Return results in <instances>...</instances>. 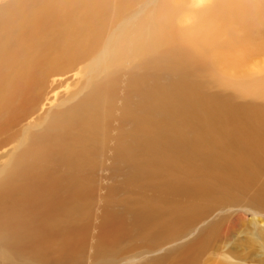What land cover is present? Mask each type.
I'll list each match as a JSON object with an SVG mask.
<instances>
[{
	"label": "rangeland",
	"instance_id": "rangeland-1",
	"mask_svg": "<svg viewBox=\"0 0 264 264\" xmlns=\"http://www.w3.org/2000/svg\"><path fill=\"white\" fill-rule=\"evenodd\" d=\"M10 1L0 0V7ZM204 8L198 0H31L19 8L14 21L0 34V183L16 165L26 173L19 179L22 184L37 181L36 175L44 170L55 176L58 165L40 157L39 134L55 136L81 111L76 107L82 100L92 101V124L78 142L89 148V154L82 167L71 174L87 188L81 198L87 212L78 220L75 233L77 250L68 253L78 264H142L157 256H166V264H264V208L237 192L239 201L235 203L196 200L205 213L174 238H146L147 231L136 223L144 206L142 199L157 195L159 174L166 169L163 159L185 160L195 149L179 142L163 143L152 150L159 161L152 166V177L139 182L133 178L134 167L127 158L134 165L137 160L122 154L134 140L135 125L142 124H138L141 112L134 110L145 96L138 92L141 82L146 86L144 92L158 83L159 73L173 65L169 56L182 53V59L193 67L176 73L174 84L157 85L165 91L174 89L172 123L183 124L188 137L223 138L240 132L230 128L220 111L214 116L221 120L208 119L211 100L193 107L180 103L183 98L192 101L196 93L227 96L238 107L256 109L257 116L264 113V18L250 36H245L226 10L230 23L223 29L225 36L234 41L244 39L249 48V54L232 66L210 48L189 46L179 39V32L191 26L194 12ZM261 10L264 14V2ZM168 20L175 32L170 40L158 32ZM153 61L162 66L156 79L151 77L152 70L144 68ZM21 78L25 88L13 96L11 88ZM263 117L257 122L263 123ZM246 124L240 122L237 127ZM205 156L212 159L211 154ZM208 157L190 164L201 165ZM62 175L66 177L64 170ZM7 195L0 194V200ZM128 197L140 205L138 210L125 207ZM190 200L178 193L166 197L167 203ZM67 221L75 220L69 217ZM210 225L215 226L214 231L205 232ZM203 230L206 242L199 249L170 257L169 251L202 236Z\"/></svg>",
	"mask_w": 264,
	"mask_h": 264
},
{
	"label": "bare ground",
	"instance_id": "bare-ground-1",
	"mask_svg": "<svg viewBox=\"0 0 264 264\" xmlns=\"http://www.w3.org/2000/svg\"><path fill=\"white\" fill-rule=\"evenodd\" d=\"M27 1L31 0H11L0 7V34L10 26L19 8ZM198 2L205 4L206 8L194 12L191 26L179 32L181 36L179 39L189 46L210 48L216 57L228 59L232 66L240 63L246 54H249V48L243 43L244 39L234 41L225 36L223 29L230 22L227 23L229 18H225L224 13L228 9L237 27L244 29L245 36H250L251 31L258 28L263 21L261 4L264 0H198ZM160 26L159 34L165 38L169 36L170 40L175 32L171 29L169 20ZM133 39L135 42V37ZM182 56V53H174L168 57L173 65L165 69L162 75L159 73V82L149 86L148 92H144L146 86L141 82V89H138V92L145 96L134 110L141 112L138 124L139 121H142V124L135 125L134 140L132 139L133 141L122 149L124 157L133 155L137 160L134 165V161L127 158L130 160V167H134L133 178L139 182L152 177V166L159 162L153 157V149L158 150L163 143L177 145L178 142L195 148L191 149L185 160L171 157L163 159L162 163L166 169L159 174L161 184L157 188V195L150 199H142L144 206L136 223L139 229L147 231L145 237L153 240L174 238L202 216L205 213L204 207L199 206L196 200L211 199L220 204L235 203L239 201L235 196L237 192L247 196L249 203L264 208V117L263 123L257 122V118L264 113L257 116L256 109L238 107L233 99L227 96L205 97L196 93L192 101L178 98L181 104L192 107L196 106L197 102L205 103L206 100H211L209 108L212 109L208 112L211 116L209 115L208 119L215 121L226 119L225 122L230 123L231 129L240 131L223 138L188 137L184 133L183 124L172 123L175 110L170 107L173 102L171 91L174 89L169 88L170 90L165 91L157 86L161 87V82L174 84L172 82H175L173 77L176 73L193 70L192 65L183 60ZM145 67L148 71L152 70L149 72L153 73L151 77L155 79L157 71L162 68L154 61L147 62ZM24 80L18 79L12 86L13 96L22 93L26 85ZM91 105L92 101L88 98L82 100L76 107L81 111L70 124L65 127L62 125V130L55 136L39 134L42 144L40 157L44 160L46 158L53 160L58 165V173L55 176L48 175L44 172L47 170H44L42 175H36L39 177L37 181L22 184L19 179L25 177L26 173L16 165L8 172L7 179L0 183V194H8L0 200V264H78V260L68 253L71 254V251L75 253L77 250L78 241L75 233L79 229L78 220L87 212L86 206L81 202L87 188L71 174L76 168L82 167L89 154V148L78 142L85 138L92 124L90 117L93 116L94 110L91 114ZM216 111L224 113L225 116L216 118L214 116ZM240 122L247 124L239 128L237 125ZM151 135L157 136L158 139H149ZM58 138L63 139L58 141L56 140ZM172 149L177 153L181 152ZM206 154H211L212 159L209 160L210 157L205 156ZM200 157L208 158L201 161V165L190 164ZM36 169L34 167V171ZM63 170L66 177L62 175ZM175 193L192 200L185 203L175 201L167 203L166 197ZM128 200L130 202L125 200V207L132 211L138 210L140 205L131 202L130 197ZM69 217H73L75 221L68 222ZM214 228V225H210L205 232L214 231ZM204 234L203 230L202 236H197L169 251L170 257L199 249L205 241ZM104 263L105 261H101L98 264ZM166 263V256L162 258L157 256L149 263L146 261L142 264Z\"/></svg>",
	"mask_w": 264,
	"mask_h": 264
}]
</instances>
